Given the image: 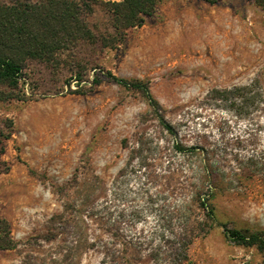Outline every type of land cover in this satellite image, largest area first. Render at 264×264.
<instances>
[{"label": "rangeland", "instance_id": "374dc122", "mask_svg": "<svg viewBox=\"0 0 264 264\" xmlns=\"http://www.w3.org/2000/svg\"><path fill=\"white\" fill-rule=\"evenodd\" d=\"M88 20L103 28L107 15L97 7ZM81 57L72 71L70 60L29 61L16 89L0 85V219L14 242L0 249V264H103L100 248L81 243L105 239L107 211L122 208L141 210V219L120 222L119 239L139 246L141 264H163L146 255L157 209L189 204L210 185L217 223L193 239L184 264H264L258 248L224 234L264 231V11L253 0H163L116 48L86 45ZM105 71L147 83L155 107ZM252 82L262 99L247 115L207 97ZM250 157L260 171L235 179ZM88 199L100 210L92 220Z\"/></svg>", "mask_w": 264, "mask_h": 264}, {"label": "trees", "instance_id": "16d2710c", "mask_svg": "<svg viewBox=\"0 0 264 264\" xmlns=\"http://www.w3.org/2000/svg\"><path fill=\"white\" fill-rule=\"evenodd\" d=\"M162 1L12 0L8 2L0 0V85L10 90L16 89L23 77L22 70L29 61L49 63L59 68L70 60L69 67H72V71L81 63L82 47L101 44L102 47L116 48L125 38L127 31L142 25L145 18L151 16ZM203 1L213 5L222 0ZM253 2L264 11V0H253ZM97 7H100L107 15V24L103 28L91 24L88 20ZM105 76L142 92L150 106L155 107L157 104L149 92L147 83L138 80L127 81L116 77L110 71H105ZM72 77H75L78 82L83 80L78 71H75ZM92 82L99 83L100 79L94 77ZM207 97L219 106L243 116L251 113L258 106L262 93L258 84L252 82L248 85L230 88H212L208 91ZM176 148L179 151L193 153L198 149L197 146L186 147L179 144ZM247 161L245 163L247 165H242L241 171L235 174V179L252 178L260 171L251 157ZM208 177L212 182L214 176L210 174ZM98 186L95 185L97 191L101 188ZM114 189H116L114 190L116 197L126 196L128 193L119 187H114ZM213 196V187L210 185V188L207 187L205 191H194V198L189 204L170 203L160 206L157 209L156 222L158 224L153 227L150 232L151 239L146 244L147 258L156 263L162 261L163 264L188 262V248L193 239L205 235L217 223L211 203ZM84 206L87 210L85 217L90 220L93 219V215L100 212V210L96 211L92 199L86 200ZM65 208H73V206L67 207L66 205ZM107 213V219L111 221L106 228V238L99 239V241L95 239L88 241L87 239L81 243L83 248H100L103 264L118 260L120 256H117L116 252L124 254L120 257L119 264H141L142 258L137 254L139 246L131 238L121 241L119 237L123 236L118 232V224L122 221L130 226L140 222L141 210L127 211L122 208L117 216H113L112 211H107ZM127 217L129 219H126ZM61 218L62 215L57 214L53 220L59 222ZM74 227H77L76 223ZM224 234L236 244L255 246L264 257L263 230L224 227ZM116 243H120L122 248L112 251L109 247ZM13 247L14 242L10 237L9 224L5 219H0V249ZM78 247L79 245H74L75 249Z\"/></svg>", "mask_w": 264, "mask_h": 264}]
</instances>
